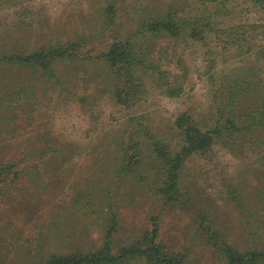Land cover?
<instances>
[{
    "label": "trees",
    "instance_id": "16d2710c",
    "mask_svg": "<svg viewBox=\"0 0 264 264\" xmlns=\"http://www.w3.org/2000/svg\"><path fill=\"white\" fill-rule=\"evenodd\" d=\"M260 10L264 12V0H92L89 19L71 32L49 28L36 34L28 27L15 26L9 42L13 45L0 50V77L15 68L32 80L42 76L46 85L68 89L78 84L82 68L99 62L103 66L102 78L96 79L100 91L128 109L147 103L151 90L172 100L190 91L186 82L193 68L184 52L200 48L202 67L196 77L207 85L206 109L197 112L186 106L165 120L168 134L160 135L143 122L148 118L140 108L130 118L137 128L129 133V141L124 133L115 139L120 157L114 159L112 168L102 171L112 182L127 178L146 182L150 193L168 206L182 196L183 168L192 157H209L217 147L234 155L241 147L251 146L264 162V22L254 18ZM76 63L81 67H74ZM87 71L89 78L95 76ZM85 75L80 76L84 84ZM0 80L6 89L0 101L8 103L6 109L26 97L24 80ZM4 122L2 110L0 128L7 130ZM48 142L47 150L60 152L55 143ZM16 166L15 162L1 165L0 176ZM106 193L110 203V193ZM243 196L249 199L246 192ZM243 196L235 185L229 188L231 201L239 207H243ZM97 198L93 192L81 191L74 196L73 205L77 213L91 218L95 210L96 219L109 223L98 247L31 256L27 264H191L190 249L169 247L160 239L156 222L150 230L119 242V215L114 206L99 215ZM253 199L256 213H264V180ZM248 214L254 216V212ZM254 217L264 225L262 214ZM195 229L221 264H264V245L241 248L217 230L210 216L199 213Z\"/></svg>",
    "mask_w": 264,
    "mask_h": 264
},
{
    "label": "rangeland",
    "instance_id": "374dc122",
    "mask_svg": "<svg viewBox=\"0 0 264 264\" xmlns=\"http://www.w3.org/2000/svg\"><path fill=\"white\" fill-rule=\"evenodd\" d=\"M91 3L92 0H0V50L13 45L9 42L17 25L28 27L32 33L49 28L62 32L80 28L89 19ZM254 18L264 22V12L260 10ZM202 56L203 51L196 47L184 52L193 68L186 82L190 91L172 100L151 90L147 103L128 109L100 91L96 79L102 78L103 66L99 62L82 68L76 78L78 84L68 89L46 85L42 76L32 80L15 68L9 70L10 75L0 77L24 80L27 86V95L19 104L6 109L8 103L0 101V115L3 110L7 120L4 123L8 125L7 130L0 128V168L9 162L17 165L0 176V264H27L31 256L34 259L47 253H66L72 247H98L109 223L107 226L101 218L96 219L98 214L93 209L91 218L77 213L73 198L81 191L98 195L95 208L99 215L107 214L114 206L119 215V242L150 230L156 222L160 239L169 247L175 251L190 249L191 264H221L219 256L197 236L195 220L204 213L212 218L218 231L241 248L263 247L264 225L254 216L264 213H256L253 198L264 180V162L251 146L241 147L234 155L217 147L209 157L188 159L182 172V196L168 206L150 193L146 182L131 178L112 182L102 172L114 166L119 154L115 139L119 140L123 133L127 138L137 128L130 118L139 114L140 108L145 109L148 118L143 122L152 133L159 131L160 135L168 134L165 120L186 106L197 112L206 109L207 85L196 77ZM77 65L82 64L73 66ZM87 70L95 76L89 78L84 73ZM83 75L85 84L80 78ZM5 92L0 86V96ZM47 140L55 143L60 152L47 150ZM232 185L242 196L244 192L249 194L248 200L242 198L243 207L231 201ZM106 192L110 193V203ZM248 212H254V216L249 217Z\"/></svg>",
    "mask_w": 264,
    "mask_h": 264
}]
</instances>
